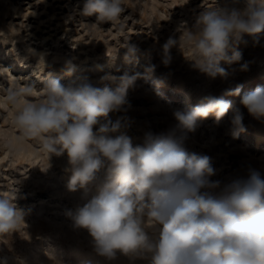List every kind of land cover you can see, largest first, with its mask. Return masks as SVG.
<instances>
[{"label":"clouds","instance_id":"clouds-1","mask_svg":"<svg viewBox=\"0 0 264 264\" xmlns=\"http://www.w3.org/2000/svg\"><path fill=\"white\" fill-rule=\"evenodd\" d=\"M203 8L191 28L181 22L179 38L169 37L162 45V64L172 63L173 48H183L191 52L186 58L191 67L210 79L226 81L247 71L239 47L248 45L246 37L253 46L264 37V0H216ZM125 11L124 0H85L80 15H95L97 25L111 23L123 31ZM129 39L123 43L126 63L139 53ZM27 51L38 57L42 71L46 54ZM65 66L71 76L72 61ZM155 71L149 64L143 76L105 75L103 87L87 76L67 84L47 79L42 88L15 79L0 96L23 137L38 141L49 157L66 155L71 173L66 189L83 190L82 203L67 216L74 230L86 231L99 256L139 258L147 264H264V173L249 166L227 182L213 181L211 157L186 148L189 133L210 114L219 123L232 110L231 135L246 130L243 112L225 98L240 96V87L206 96L189 110H174L172 128L145 132L135 143L128 134L133 123L128 91ZM164 82L165 77L156 78L152 87ZM34 93L38 99L30 98ZM240 104L249 116L264 120V87L245 93ZM113 114L119 115L113 119ZM15 200L16 193L0 195V236L24 226L26 212Z\"/></svg>","mask_w":264,"mask_h":264},{"label":"rangeland","instance_id":"rangeland-1","mask_svg":"<svg viewBox=\"0 0 264 264\" xmlns=\"http://www.w3.org/2000/svg\"><path fill=\"white\" fill-rule=\"evenodd\" d=\"M84 2L0 0V95L15 79L42 88L47 79L67 84L87 76L103 87L107 82L102 83L101 77L105 75L128 72L143 76L149 64L155 65V73L138 79L127 96L131 105L127 114L133 121L128 134L141 143L145 132L172 128L174 110H189L206 96L218 97L240 87V96L225 98L243 112L246 130L235 138L231 135L232 110L219 123L210 114L189 133L186 148L211 157L216 169L213 181L227 182L249 166L264 173V120L252 118L240 104L245 93L264 87V37L256 46L246 37L248 45L239 47L240 64L247 63V71H237L226 81L210 79L191 67L186 59L190 51L173 48L168 67L162 64L160 52L169 37L179 38L181 22L191 28L203 7H213L216 0H124L123 31L111 23L97 25L95 15H80ZM128 37L139 49L132 63L123 59V43ZM29 47L46 54L42 71L38 57L27 51ZM66 60L75 68L71 76L66 75ZM232 67L239 68V64ZM162 76L164 88L152 87V80ZM30 98L38 96L34 93ZM12 118V109L0 96V195L16 193L15 203L26 212L20 230L0 236V264H147L125 256L108 261L94 251L86 231L72 228L67 212L82 203L83 190L70 193L66 189L71 175L66 170V155L49 157L38 141L19 133ZM94 194L91 189L89 195Z\"/></svg>","mask_w":264,"mask_h":264},{"label":"bare ground","instance_id":"bare-ground-1","mask_svg":"<svg viewBox=\"0 0 264 264\" xmlns=\"http://www.w3.org/2000/svg\"><path fill=\"white\" fill-rule=\"evenodd\" d=\"M161 87V89H163L164 87L163 86H160ZM256 136V135H255ZM257 137H259V136H257ZM257 139V138H256Z\"/></svg>","mask_w":264,"mask_h":264}]
</instances>
